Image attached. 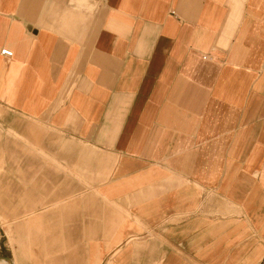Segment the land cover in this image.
<instances>
[{
    "label": "crops",
    "instance_id": "crops-1",
    "mask_svg": "<svg viewBox=\"0 0 264 264\" xmlns=\"http://www.w3.org/2000/svg\"><path fill=\"white\" fill-rule=\"evenodd\" d=\"M0 107L76 118L95 180L1 208L12 264H264V0H0Z\"/></svg>",
    "mask_w": 264,
    "mask_h": 264
},
{
    "label": "rangeland",
    "instance_id": "rangeland-1",
    "mask_svg": "<svg viewBox=\"0 0 264 264\" xmlns=\"http://www.w3.org/2000/svg\"><path fill=\"white\" fill-rule=\"evenodd\" d=\"M62 102H55V107ZM64 112V109L58 108L54 120L48 122L47 119L22 116L0 107V155L3 156L0 169V210L6 206V214H11V208L17 205L22 196L44 195L52 199L55 194L67 188V194L77 193L74 195L77 198L87 197L93 191L95 180H83L70 169L74 166L72 163L77 162L80 151L88 146L79 141L78 132L66 131L68 127L75 128L78 122L72 117L65 119ZM69 157H76V160H67ZM64 162H70L71 165H62ZM85 203L93 204L92 201ZM79 221L94 223L96 215L93 212H67L62 222L56 219L49 221L51 232L44 238L58 240L56 238L60 236V240H64V234ZM5 227L0 221V264H12L14 249L5 235Z\"/></svg>",
    "mask_w": 264,
    "mask_h": 264
},
{
    "label": "built area",
    "instance_id": "built-area-1",
    "mask_svg": "<svg viewBox=\"0 0 264 264\" xmlns=\"http://www.w3.org/2000/svg\"><path fill=\"white\" fill-rule=\"evenodd\" d=\"M1 53H2L3 55H5V56H11V55H12V51L9 50V49H7V48H3V49L1 50Z\"/></svg>",
    "mask_w": 264,
    "mask_h": 264
}]
</instances>
